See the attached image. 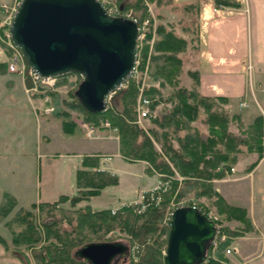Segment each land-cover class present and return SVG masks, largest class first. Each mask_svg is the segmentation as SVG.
Here are the masks:
<instances>
[{
  "label": "rangeland",
  "instance_id": "rangeland-1",
  "mask_svg": "<svg viewBox=\"0 0 264 264\" xmlns=\"http://www.w3.org/2000/svg\"><path fill=\"white\" fill-rule=\"evenodd\" d=\"M12 1L1 0L0 2V74H8L6 77L0 75V100H11V98H14L15 100L19 99V101H23L22 99H25L30 103L31 111L35 112L39 118L45 116L46 120L44 122L45 125L33 120V124L25 128V131L22 133L24 139H20L19 145H14L15 150L12 148L14 150L12 153L9 150L11 145L13 147L12 138L7 132V128L5 126V128L2 127L3 132H1L0 136V190L13 192L18 197L21 206L27 207L19 208L16 203V206L8 216L0 219V236L7 243V247L2 244L0 245L6 251L5 255L12 258L17 264H44V261L39 258V254H43L42 248L50 243L56 244L60 248L62 243H57L54 238H50V240L45 239L46 234L41 226V221L45 217V214L43 216L40 215L41 213H38L37 208H30L33 204L29 205V203H52L61 192H69L71 181H73V169L70 164L68 167L60 165L58 161H55V156L66 154L68 150L74 151V140H71L69 135L74 137V130L76 129L85 134L89 139H95L101 131H104L106 135L117 136L118 140L119 135L117 129L104 116H87L82 110L74 108L73 103L76 99L74 93L83 79L80 73L69 72L58 76H48L47 82L42 84L36 83L30 71L32 68L26 62L27 60H24L27 66L23 71L13 72L9 70L8 65L11 62L12 56L16 53L5 39L4 23L9 20L6 7ZM99 1L110 15L135 19L136 23L138 22V29L140 27L135 58L137 67L123 83L106 96V106H112V104L118 102L119 92L133 82L138 89L136 122L144 128H156L152 123V119L171 109L177 102L173 96L174 92L179 87L190 89L194 85L189 71L195 66L194 56L198 47L199 35L198 15L193 7L187 6L190 3L187 0H176L177 2H174V0ZM207 1L210 4V8L212 7L211 5L219 7L215 3V0ZM229 1L232 3L231 6H236L240 3L244 4V0ZM202 2L203 0H196L192 3L198 5ZM159 26L185 41L184 46L176 52L177 56L182 59V64L179 73L174 75L173 85L166 83L161 78L154 77L152 74L153 69L150 70L149 56H146L147 59L143 58V47L146 43L151 46L158 39L156 28ZM149 32L152 33L151 38H147V33ZM23 57H25L24 54ZM14 83L15 88L12 92L2 89L4 85L8 84L7 87H9V84L14 85ZM148 87L154 88L155 92L157 91L160 94L153 93L150 97L145 96L143 91ZM10 94L13 96L11 97ZM261 95V92L256 93L260 106L255 103L253 109L240 108L236 103L229 105L215 100V105L211 111L223 113L227 116V131L248 141L246 143H238V151L233 150L230 152V163H221L216 169L212 170V175L216 172H222L221 176L214 175L208 183H198L190 179L187 181L183 180L178 173H175L177 184L174 185L170 180L162 181L160 179L159 188L149 193L147 192L141 205H135L137 193L140 191L138 190L130 205L123 206L118 210L109 211L112 214L120 212L119 217L124 219L127 212L122 210L126 208L137 218L146 214L150 207L154 206L160 209L162 201L166 200L167 204L164 208L163 218L159 223L160 227H166L170 225L171 214L175 209L194 206L218 227L217 236H219L220 240L222 235H224V241H229V244L222 252L223 257L228 261L227 264H240L242 262L241 259H250L259 254L262 245H264L262 238V233H264V205L259 204L261 202L260 196L264 195V188H261V190L257 189L258 193L255 201L258 204H255V210L253 211V205H251L253 193L248 176L250 175L249 173L260 165V161L264 158V137L262 139L261 151H258L255 145L249 147L252 121L257 114L264 116V96ZM144 97L151 101L150 114L140 117L137 105L139 100ZM153 101H157L154 108L151 107ZM207 118V113L200 107L195 120L190 123L192 128L190 131L192 132L193 129H196L210 134L211 126L207 123ZM38 130L40 136L37 133ZM186 132V130H182L179 132V135H183ZM37 135L40 139L36 140ZM39 140L41 143H35L36 141L39 142ZM172 143L174 147L179 149L176 141ZM155 146L160 151V144L155 143ZM19 150H24V154H19ZM46 154L47 157L45 156ZM50 156L52 157L49 158ZM231 169L235 171L231 172ZM174 172L176 171L174 170ZM218 199H222L225 205L244 209L246 217L250 220L252 230L246 231V223L231 218L226 214H220L216 207ZM77 204H71L69 200L59 204L56 210L53 211V216L49 222L55 224L59 228V232L63 236L65 235L66 238H72V236L75 237L78 234L88 235V239L83 245L92 242H122L126 244L129 248L128 256L117 264H129L130 262L137 264L140 262L145 248L151 243L150 241H147L143 245L136 241H133L131 244V235L122 231L119 227H115V229L109 232L97 230L93 233L88 229H84L83 231L76 230V212L88 211L91 214L99 212L88 205L78 206ZM249 209L250 212L254 213L256 219H258L257 223L260 226L258 230L252 225L248 212ZM22 210H28L36 214L33 219V230L37 231L40 236V240L37 243L29 244L21 241L19 244H14L12 242L13 239H22L19 236L22 227L17 225V223H11V220ZM116 224L118 223L116 222ZM234 234H239L240 236H235ZM150 236L153 238L157 234L154 233V235ZM166 237L168 238V236L161 237V240H165ZM220 240L216 238L217 243L211 244L207 258L212 257L215 260L217 259L216 253L220 244L224 242ZM166 245L164 244L161 248L163 256ZM80 247L69 250L68 256L74 259L73 254ZM229 247L233 250L231 254H227L226 252ZM49 255L52 256V254ZM42 258L44 260V256ZM62 261L63 264H67V258H63L61 261L55 260L52 264H61Z\"/></svg>",
  "mask_w": 264,
  "mask_h": 264
},
{
  "label": "trees",
  "instance_id": "trees-1",
  "mask_svg": "<svg viewBox=\"0 0 264 264\" xmlns=\"http://www.w3.org/2000/svg\"><path fill=\"white\" fill-rule=\"evenodd\" d=\"M215 3L223 6L232 5L229 0H215ZM156 34L158 35V39L151 46L147 43L144 45L143 58L147 59L146 56H149L150 70L153 69L152 74L154 77L161 78L166 83L173 85L174 75L179 73L182 64V59L177 56L176 52L184 46L185 41L170 31H165L160 26L156 28ZM151 36V32L147 33V38H151ZM24 60L26 61L25 57ZM189 75L194 81L193 87L190 89L179 87L174 92L173 96L177 102L171 109L152 119V123L156 128H144L136 122L138 89L133 82L119 92L118 102L112 104V106L108 105L103 112L91 113L85 110L76 97L73 103L74 108L82 110L87 116L95 117L102 115L117 129L120 155L128 163H142V161H145L148 165L147 172L149 174L158 175L162 181L170 180L174 185L177 184L175 173H178L186 181L190 179L198 183H208L214 175H222V172H216L212 175V170L216 169L221 163H230V152L233 150L238 151V143H246L248 141L227 131L228 119L226 115L211 111L215 105V100L225 102L226 99L222 97L215 99L201 95L197 89L199 81L198 72L189 71ZM143 92L148 97L153 93L160 94L150 87L144 89ZM156 103L157 101H153L151 107L154 108ZM200 107L208 115L206 121L211 126L210 134L196 129H193L192 132L190 131L192 129L190 123L195 120ZM251 127L253 132L251 131L249 147L255 145V148L257 147L258 151H261L262 139L264 137V116L261 114L257 115L253 119ZM182 130H186L187 132L179 135V132ZM174 141L177 142L179 149L173 146L172 142ZM155 143L160 144V151L156 149ZM99 156L100 154L84 156L83 165L85 167L97 168ZM116 184L117 178L107 173L78 171L76 187L80 191L76 197L69 199L68 197L61 196L56 202L33 204L30 207L32 209L37 208L38 213H41L40 215L42 216L45 214V217L41 221V226L46 234L45 239L50 240V238H54L57 243H62L60 248H58V245L56 246V244L50 242L49 245L42 248L43 254L40 253L39 258L44 261V264H52L55 260L61 261L63 258H67V264H86L84 261L70 258L68 254L72 248L82 246L88 239V235L78 234L75 237L66 238L65 235L63 236L59 232V228L55 224L50 223L49 220L52 218V213L59 204L67 200L71 204L86 201L90 197L97 196L100 190L105 187ZM166 204L167 201L163 200L160 209L154 206L150 207L146 214L137 218L126 208L122 210L127 212L124 219L119 217L120 212L112 214L109 210L92 214L88 211H78L75 213L77 219L76 230L83 231L84 229H88L93 233L97 230L109 232L115 229V227H119L122 231L131 235V244L133 241L141 245L147 241L151 242L145 248L141 260L137 264H164L161 248L164 244L166 245L167 237L165 240H161V237L168 236L170 225L160 227L159 223L163 218ZM15 206V198L4 193L0 202V219L7 217ZM216 207L220 214H226L231 218L246 223V231L252 230L250 220L246 217L244 209L225 205L222 199H218ZM35 215L31 211L22 210L11 220V223H17V225L22 227L19 234L22 239H13L12 242L14 244H19L21 241L33 244L40 240L37 231L33 230ZM154 233L157 236L152 238L150 235H154ZM234 235L240 236L239 234ZM0 244L7 247V243L1 236ZM228 244L229 241H224L220 244L216 253V260L208 257L202 264H227L228 261L223 257L222 252ZM45 254L46 256L52 254V256L46 257ZM61 264H63V261ZM129 264L133 263L130 262Z\"/></svg>",
  "mask_w": 264,
  "mask_h": 264
},
{
  "label": "crops",
  "instance_id": "crops-1",
  "mask_svg": "<svg viewBox=\"0 0 264 264\" xmlns=\"http://www.w3.org/2000/svg\"><path fill=\"white\" fill-rule=\"evenodd\" d=\"M195 1L187 0L190 2L187 6L195 9L199 21L198 47L194 56L195 66L190 69L198 72V91L203 96L215 99L222 97L226 99L224 104L236 103L239 106V102L245 99L247 106L244 108L253 109L255 103L260 106L256 93L261 92V96H264V0H244V4L240 3L236 6L211 5V8L207 0H203L198 5L192 3ZM174 2L177 1L174 0ZM0 75L8 76L6 73ZM7 86L8 84L4 85L2 89L12 92L15 83ZM22 100L14 98L0 100V136L3 132L2 127L5 126L12 138L13 147L11 145L9 149L11 153L15 150L14 145H19L20 139H24L22 133L25 128L33 124V120L45 125L46 117L39 118L35 112L31 111L30 103L25 99ZM37 133L40 136L39 130ZM38 135L36 140L39 138ZM69 136L71 140H74V151L68 150L69 154L55 156V161L64 167L71 165L73 181H71L69 192H61L52 202H56L60 196L69 199L77 196L80 191L76 187L78 171L104 172L117 178L116 185L105 187L97 196L77 204L78 206L88 205L95 211L118 210L130 205L138 190L149 193L159 188L161 182L159 176L149 174L148 166L144 161L128 163L121 157L117 136L106 135L104 131H101L95 139H89L77 129L74 130V137ZM35 143H41V141ZM19 154H24V150H19ZM94 154H100L97 168L85 167L84 156ZM45 156L47 157V154ZM249 174L250 188L253 193L251 205L254 211L255 204H258L255 201L258 190L264 188V158L260 161V165ZM2 193L14 197L17 207H27H22L18 197L11 191L0 190V202ZM260 197L259 204L264 205V195ZM37 203L39 202L29 203V205ZM248 212L253 227L258 230L260 227L257 223L258 219L252 211L250 212V209ZM262 238L264 240V233ZM5 254V249L0 245V264H17ZM241 260L240 264H264V245L256 256Z\"/></svg>",
  "mask_w": 264,
  "mask_h": 264
},
{
  "label": "water",
  "instance_id": "water-1",
  "mask_svg": "<svg viewBox=\"0 0 264 264\" xmlns=\"http://www.w3.org/2000/svg\"><path fill=\"white\" fill-rule=\"evenodd\" d=\"M9 32L37 74L80 73L74 94L91 113L106 109V96L135 63L137 23L108 14L98 0H21ZM215 234L214 222L195 207L175 209L164 264H202ZM128 252L122 242H92L73 256L87 264H117Z\"/></svg>",
  "mask_w": 264,
  "mask_h": 264
},
{
  "label": "built area",
  "instance_id": "built-area-1",
  "mask_svg": "<svg viewBox=\"0 0 264 264\" xmlns=\"http://www.w3.org/2000/svg\"><path fill=\"white\" fill-rule=\"evenodd\" d=\"M20 2H21V0H15V1L13 0L10 4L7 5L6 11L9 14V16H8L9 20L4 23L5 24L4 25L5 39H6L7 43L9 44V46L11 48L13 47L12 49H14V51L16 53V54H14L12 56L11 62L8 65L9 70L13 71V72L14 71H23L26 68V66H27L25 64L24 57H23V54H22L20 48L12 41L11 35H10V32H9V26H10V24H11V22L13 20V17H14V15H15V13H16L19 5H20ZM121 17H123V16H121ZM125 18H128V17H125ZM128 19H130V18H128ZM133 21L136 22L135 19H133ZM139 31H140V27L138 29V32ZM138 38H139V35L137 37V40H138ZM136 67H137V63L135 62L131 73L133 72L134 69H136ZM30 71H31V74L34 77L36 83L39 82V83L44 84V83L47 82L48 76H41V75L37 74L35 71H33L32 69ZM150 102L151 101L148 98H146V97H144V98L139 100L138 105H137L138 106L137 107V111H138L140 117H145V116L150 114ZM107 106H106V108H107ZM246 106H247V102L245 101V99L239 102V107L244 108ZM234 171H235L234 169H231V172H234ZM146 193L147 192L143 191V190L138 191L137 200L135 201V205H141L143 203V199L145 198ZM192 207H194V206H192ZM215 228H216V234H215V238H214V240L212 242L213 244L217 243L216 242V238L218 240H220L219 236H217L218 227L216 225H215ZM224 239H225V237H224V235H222L220 241H224ZM226 252H227V254H231L233 252V250H232V248L229 247Z\"/></svg>",
  "mask_w": 264,
  "mask_h": 264
}]
</instances>
